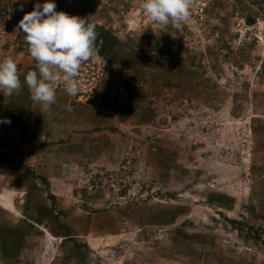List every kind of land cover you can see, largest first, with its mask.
Here are the masks:
<instances>
[{
	"label": "rangeland",
	"instance_id": "1",
	"mask_svg": "<svg viewBox=\"0 0 264 264\" xmlns=\"http://www.w3.org/2000/svg\"><path fill=\"white\" fill-rule=\"evenodd\" d=\"M0 0V264H264V0H192L179 31L143 0H55L97 54L43 107ZM21 6L23 10L21 11Z\"/></svg>",
	"mask_w": 264,
	"mask_h": 264
},
{
	"label": "clouds",
	"instance_id": "2",
	"mask_svg": "<svg viewBox=\"0 0 264 264\" xmlns=\"http://www.w3.org/2000/svg\"><path fill=\"white\" fill-rule=\"evenodd\" d=\"M191 4L192 0H143L142 10L151 22L171 25L179 31L190 18ZM18 28L25 33L29 53L37 62V70L29 71L24 81L31 99L43 107L51 106L56 99V84L61 79L65 91L76 95V77L81 65L97 54L96 25L89 17L58 11L55 0H37L33 9L23 15ZM20 87L14 58L0 60V93L11 96ZM10 123V119L0 118V124Z\"/></svg>",
	"mask_w": 264,
	"mask_h": 264
},
{
	"label": "trees",
	"instance_id": "3",
	"mask_svg": "<svg viewBox=\"0 0 264 264\" xmlns=\"http://www.w3.org/2000/svg\"><path fill=\"white\" fill-rule=\"evenodd\" d=\"M97 33H98V31H97ZM100 39H102V36H98V35H97L96 40H100Z\"/></svg>",
	"mask_w": 264,
	"mask_h": 264
}]
</instances>
